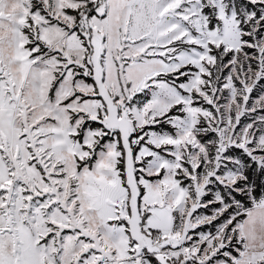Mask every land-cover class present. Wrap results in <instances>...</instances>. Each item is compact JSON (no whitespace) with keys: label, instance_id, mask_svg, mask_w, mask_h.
Instances as JSON below:
<instances>
[{"label":"snow or ice","instance_id":"1","mask_svg":"<svg viewBox=\"0 0 264 264\" xmlns=\"http://www.w3.org/2000/svg\"><path fill=\"white\" fill-rule=\"evenodd\" d=\"M0 264H264V0H0Z\"/></svg>","mask_w":264,"mask_h":264}]
</instances>
